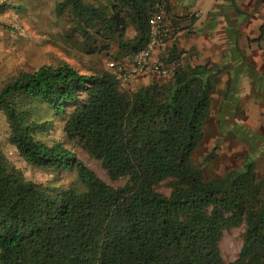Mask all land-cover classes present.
<instances>
[{"label": "trees", "instance_id": "trees-1", "mask_svg": "<svg viewBox=\"0 0 264 264\" xmlns=\"http://www.w3.org/2000/svg\"><path fill=\"white\" fill-rule=\"evenodd\" d=\"M155 2L65 0L58 10L70 11L90 53L116 41L121 54L146 46ZM178 58L172 48L167 62ZM216 73L186 63L131 93L115 72L68 63L13 77L0 89L13 144L28 163L73 170L77 180H27L0 150V264H224V232L241 225L243 244L229 264H264V178L255 163L207 179L193 161ZM55 122L64 140L46 138ZM65 140L125 182H106ZM168 179L164 193L158 187Z\"/></svg>", "mask_w": 264, "mask_h": 264}, {"label": "rangeland", "instance_id": "rangeland-1", "mask_svg": "<svg viewBox=\"0 0 264 264\" xmlns=\"http://www.w3.org/2000/svg\"><path fill=\"white\" fill-rule=\"evenodd\" d=\"M65 0H0V89L13 77L24 71H32L42 65L58 66L68 63L83 73L116 71L110 69L107 61L121 60L125 56L119 53L118 43L113 41L109 50L90 53L80 30L72 21L70 11L59 13L58 3ZM96 5H105L110 0H86ZM168 1V0H167ZM264 1V0H262ZM221 0L217 9L210 11L213 19L237 16L229 3ZM217 12V14H214ZM199 12L192 16L197 18ZM169 37L163 49L155 53L153 60L169 69L167 74L144 73L131 78L122 84L124 92H133L157 79H165L179 65L198 63L199 54L195 48L185 50L181 43L172 40V29L167 23ZM219 15L223 16L220 17ZM209 16V17H210ZM228 25L215 24L218 31ZM264 26V25H263ZM264 28V27H263ZM133 27L127 29L126 37L135 36ZM101 40V39H99ZM228 43L219 41L221 50ZM254 51L252 63L248 58L232 51L233 58L218 53L217 73L213 77L211 108L203 128V137L198 142L194 153V163L203 171L207 179L220 177L228 171L242 167L246 161H253L257 172L264 178V56L259 67L255 60L264 42L256 38L247 43ZM243 47V46H242ZM172 48L177 49V62H167ZM128 53V52H127ZM235 53V54H234ZM216 57V56H215ZM217 58V57H216ZM212 61L211 58L207 62ZM120 81V80H119ZM58 122L49 132L47 139L64 140V132ZM78 159L85 162L106 182L118 186L125 180H112L102 161L92 157L82 146L74 141L65 140ZM0 150L9 164L23 172L25 179L47 185L69 186L76 182L77 175L73 170L60 172L42 168L28 163L19 153L10 137V125L6 113L0 107ZM158 189L169 193L171 184L165 180ZM245 225L226 230L220 242L224 264L235 259L243 244Z\"/></svg>", "mask_w": 264, "mask_h": 264}, {"label": "crops", "instance_id": "crops-1", "mask_svg": "<svg viewBox=\"0 0 264 264\" xmlns=\"http://www.w3.org/2000/svg\"><path fill=\"white\" fill-rule=\"evenodd\" d=\"M221 0H168L167 23L172 29V40L174 47L176 43H181L185 50L195 48L199 54L197 61L200 64H208L210 67H216L218 53L227 54L226 58H233L232 51L238 49L237 54L248 58L252 63V49L248 46L249 41L264 38V1L262 0H225L229 3L237 16L213 19L210 11L217 9ZM199 12L200 16L195 18L193 13ZM217 12H214L215 15ZM210 16V17H209ZM220 17H223L219 15ZM215 24L228 25L223 31H218ZM227 40L221 50L219 41ZM258 42H264V39ZM243 46V47H242ZM235 54V53H234ZM217 58H216V57ZM264 56V48H261L255 60L260 67L261 57ZM211 58L212 61L207 62ZM264 68V66H261Z\"/></svg>", "mask_w": 264, "mask_h": 264}, {"label": "built area", "instance_id": "built-area-1", "mask_svg": "<svg viewBox=\"0 0 264 264\" xmlns=\"http://www.w3.org/2000/svg\"><path fill=\"white\" fill-rule=\"evenodd\" d=\"M166 13L167 1L156 0L154 10L149 17L150 34L146 46L138 51L126 53L121 60L110 59L107 61L108 67L117 72L122 84L139 74L169 73L167 67L153 60L155 53L165 47L166 39L169 37V30L164 25Z\"/></svg>", "mask_w": 264, "mask_h": 264}]
</instances>
